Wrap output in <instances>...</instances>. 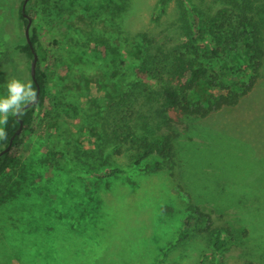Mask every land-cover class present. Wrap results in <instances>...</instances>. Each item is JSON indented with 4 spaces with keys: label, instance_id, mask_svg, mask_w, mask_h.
I'll return each instance as SVG.
<instances>
[{
    "label": "rangeland",
    "instance_id": "rangeland-1",
    "mask_svg": "<svg viewBox=\"0 0 264 264\" xmlns=\"http://www.w3.org/2000/svg\"><path fill=\"white\" fill-rule=\"evenodd\" d=\"M159 1L31 0L34 8L41 9L33 25L45 54L46 100L31 132L21 137L15 162L0 175V264H264L259 259L262 243L261 249L257 242L250 248L249 241L244 246L231 243L215 252L209 232L187 228L186 218L194 206L210 215L211 231L223 227L236 233L249 218L231 207L223 208L229 198L207 192L202 179L210 170L202 167L207 164L199 167L178 161L172 169L128 170L119 177L98 178L104 168L118 162L128 169L127 161L107 154L93 160L92 166L82 162L96 138L89 116L116 101L129 76H124L125 65L114 77L115 67L104 72L94 60L78 54L76 45L83 40L75 30L84 35L94 30L90 40L99 42L106 37L96 31L109 32L113 44L128 53L146 32L160 41L172 40L179 11L220 7L214 0H167L161 13ZM18 4V0H0V61H8L7 70L0 69V98L8 95L7 83L12 79L30 82V60L14 48L25 41ZM262 73L237 105L204 118L170 112L169 125L179 132L180 147L198 144L206 150L207 134L218 133L220 137L208 144L209 151L218 154L211 156L207 151L202 159L226 164L246 177L247 185L237 180L238 193L231 195L232 200H252L262 189L257 205L264 209ZM220 77L235 80L230 72H220ZM219 93V88L203 80L189 98L206 104ZM80 114L88 118L79 120ZM164 132L166 126L153 136ZM66 139L71 144L62 157L57 147Z\"/></svg>",
    "mask_w": 264,
    "mask_h": 264
},
{
    "label": "trees",
    "instance_id": "trees-1",
    "mask_svg": "<svg viewBox=\"0 0 264 264\" xmlns=\"http://www.w3.org/2000/svg\"><path fill=\"white\" fill-rule=\"evenodd\" d=\"M18 1V22L25 27L27 19L21 11L23 0ZM166 1H159L161 13ZM212 2H220V7L216 10H212L211 6L191 7L179 11V26L177 31L173 29L174 42L167 39L160 41L146 32L137 39L138 43L128 48V53L122 52L117 45L113 44V36L109 32L96 31L102 37H106L99 42L90 40V37H94V30L84 35L80 29L76 28L75 31L83 40L81 44L76 45L78 54L87 61L94 60L93 62L103 68L104 72L115 67L114 77H119V69L125 65L127 73L124 76H129L118 99L110 106H105L103 110H98L95 115L89 116L96 138L92 149L87 152L82 162L84 165L92 166L93 160L107 154L127 161L128 169L118 162L104 168L102 174L97 175L98 178L119 177L128 170L172 169L178 161L183 165L191 164L199 167L207 164L202 166L210 169L208 171L210 173L207 172L202 177L206 183L205 188L211 189H207V192L213 194L217 191L220 199L229 198L228 204H225L223 208L231 207L243 218L248 215L249 218L242 223L245 227L237 229L236 233L223 227L211 231L210 215L194 206L186 218L187 228H190V231L199 228L197 230L209 232L211 247L215 252L225 249L231 243L244 246V241H249V248L257 242L256 246L261 249L260 243L264 247V209L255 206L261 194L258 192L252 200L244 198L239 203L232 200L231 195L235 197L238 193L235 189L237 180L246 182V177L241 178L236 171H230L226 168V164H215L206 157L202 159L203 155H207V151L211 156L218 154V152L209 151L208 144L215 137H220L216 136L219 134H207L206 150L198 144H194L192 148L187 145L180 147L179 132L169 125L170 112L204 118L223 107L237 105L263 76L264 0H214ZM40 10L38 7H33L31 0L27 1L25 12L31 18L30 44L25 40L14 47L30 62L33 56L31 48L37 54L35 76L40 86L39 97L36 104L24 109L18 115V118L23 121L22 131L14 136L10 149L0 155V175L15 162L21 137L31 132L35 120L45 106L46 88L43 67L46 60L44 49L33 25ZM91 42H94L93 47L90 46ZM0 65L2 66L0 69L6 71L8 61H0ZM28 65L30 68V63ZM220 72H230L235 80H221ZM29 77L32 87L36 90L30 71ZM203 80H207L208 85L220 90V93L206 104L189 98V94ZM86 117L88 118L87 115L80 114L77 118L82 120ZM18 125L16 116L10 114L7 124L2 125L7 132V139L0 140V149L7 145ZM162 126L167 127V132L154 137L153 134L157 133ZM66 140L67 142L57 147L58 154L62 157L67 156L71 144L69 139ZM82 151L84 150L81 148L80 152ZM81 156L83 158V155ZM194 168L198 169V167ZM200 171L206 172L202 168ZM243 184L247 185V182ZM200 223H203L202 227H197L196 225ZM255 230L257 232L253 235ZM259 259L264 261V251L261 252ZM251 263V261L248 262V264Z\"/></svg>",
    "mask_w": 264,
    "mask_h": 264
},
{
    "label": "clouds",
    "instance_id": "clouds-1",
    "mask_svg": "<svg viewBox=\"0 0 264 264\" xmlns=\"http://www.w3.org/2000/svg\"><path fill=\"white\" fill-rule=\"evenodd\" d=\"M6 97L0 98V125H6L9 115H20L23 109L37 101V92L32 84L12 79L7 83ZM7 139V132L0 127V140Z\"/></svg>",
    "mask_w": 264,
    "mask_h": 264
},
{
    "label": "water",
    "instance_id": "water-1",
    "mask_svg": "<svg viewBox=\"0 0 264 264\" xmlns=\"http://www.w3.org/2000/svg\"><path fill=\"white\" fill-rule=\"evenodd\" d=\"M27 1L28 0H23L22 6H21V11H22L23 16L27 19V22H26L25 27H24V30H23L24 38L27 41V43L30 44V25H31V18L25 12V7H26ZM31 49H32L33 56H32V60L30 62V75H31V78L33 79V81L35 83V86H36L37 100H38L39 92H40V86H39V84L37 82V79H36V76H35V69H36V63H37V54L35 53V51L33 50V48H31ZM34 104H36V103H34ZM31 105H33V104L27 105L24 109L30 107ZM15 116H16V118L19 121V125H18L17 129L15 130V132L13 133V135L10 137L7 145L5 147H3L2 149H0V155L10 149L14 136L15 135H19L21 133V131H22L23 121L20 118H18V115H15Z\"/></svg>",
    "mask_w": 264,
    "mask_h": 264
},
{
    "label": "crops",
    "instance_id": "crops-1",
    "mask_svg": "<svg viewBox=\"0 0 264 264\" xmlns=\"http://www.w3.org/2000/svg\"><path fill=\"white\" fill-rule=\"evenodd\" d=\"M250 184H251V186H252V185L255 186V184H252V183H250ZM255 187H256V186H255ZM255 187H254V188H255ZM259 187H260V186H259ZM256 188H257V187H256ZM256 188H255V190H257ZM258 192L261 194L262 189H258V190H257V193H258ZM261 195H262V194H261ZM260 197H263V196H260ZM259 199H260V198H259ZM261 200H262V198L260 199V201H261ZM258 202H259V200H258ZM258 202L255 203L257 207H259V206L257 205ZM261 206H262V205H261ZM262 207H264V206H262Z\"/></svg>",
    "mask_w": 264,
    "mask_h": 264
}]
</instances>
